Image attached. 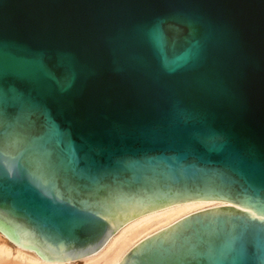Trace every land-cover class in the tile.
I'll list each match as a JSON object with an SVG mask.
<instances>
[{
	"label": "water",
	"instance_id": "1",
	"mask_svg": "<svg viewBox=\"0 0 264 264\" xmlns=\"http://www.w3.org/2000/svg\"><path fill=\"white\" fill-rule=\"evenodd\" d=\"M191 201L121 264H264V0H0V230L68 261Z\"/></svg>",
	"mask_w": 264,
	"mask_h": 264
},
{
	"label": "bare ground",
	"instance_id": "2",
	"mask_svg": "<svg viewBox=\"0 0 264 264\" xmlns=\"http://www.w3.org/2000/svg\"><path fill=\"white\" fill-rule=\"evenodd\" d=\"M229 206L219 201H191L141 215L122 226L95 253L68 261H47L35 250L25 248L0 230L1 264H121L142 241L183 218L204 210Z\"/></svg>",
	"mask_w": 264,
	"mask_h": 264
},
{
	"label": "snow or ice",
	"instance_id": "3",
	"mask_svg": "<svg viewBox=\"0 0 264 264\" xmlns=\"http://www.w3.org/2000/svg\"><path fill=\"white\" fill-rule=\"evenodd\" d=\"M260 219L264 220V216L260 217Z\"/></svg>",
	"mask_w": 264,
	"mask_h": 264
},
{
	"label": "rangeland",
	"instance_id": "4",
	"mask_svg": "<svg viewBox=\"0 0 264 264\" xmlns=\"http://www.w3.org/2000/svg\"><path fill=\"white\" fill-rule=\"evenodd\" d=\"M1 264V263H0Z\"/></svg>",
	"mask_w": 264,
	"mask_h": 264
}]
</instances>
